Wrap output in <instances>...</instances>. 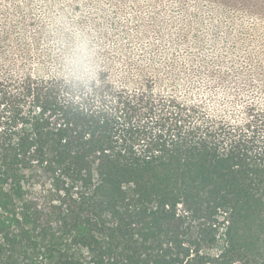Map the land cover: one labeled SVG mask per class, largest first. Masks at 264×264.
Returning <instances> with one entry per match:
<instances>
[{
	"label": "trees",
	"instance_id": "trees-1",
	"mask_svg": "<svg viewBox=\"0 0 264 264\" xmlns=\"http://www.w3.org/2000/svg\"><path fill=\"white\" fill-rule=\"evenodd\" d=\"M3 34L0 264H264V91L208 107L106 68L86 87Z\"/></svg>",
	"mask_w": 264,
	"mask_h": 264
},
{
	"label": "rangeland",
	"instance_id": "rangeland-1",
	"mask_svg": "<svg viewBox=\"0 0 264 264\" xmlns=\"http://www.w3.org/2000/svg\"><path fill=\"white\" fill-rule=\"evenodd\" d=\"M66 28L88 38L97 75L108 69L116 87L138 91L148 76L158 95L208 107L232 89L262 101L264 0H0V36L34 75L70 79Z\"/></svg>",
	"mask_w": 264,
	"mask_h": 264
},
{
	"label": "clouds",
	"instance_id": "clouds-1",
	"mask_svg": "<svg viewBox=\"0 0 264 264\" xmlns=\"http://www.w3.org/2000/svg\"><path fill=\"white\" fill-rule=\"evenodd\" d=\"M72 32L75 38V47L72 57L67 58L69 65V78L87 86L97 78V66L93 61L94 49L90 46V41L82 33L67 29Z\"/></svg>",
	"mask_w": 264,
	"mask_h": 264
}]
</instances>
